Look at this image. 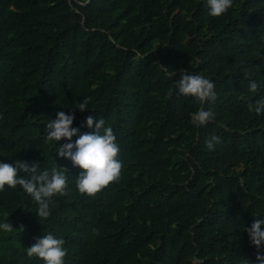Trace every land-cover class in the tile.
Returning <instances> with one entry per match:
<instances>
[{"label": "trees", "instance_id": "16d2710c", "mask_svg": "<svg viewBox=\"0 0 264 264\" xmlns=\"http://www.w3.org/2000/svg\"><path fill=\"white\" fill-rule=\"evenodd\" d=\"M209 13L207 0H0V162L67 168L69 181L41 220L19 185L0 191L13 225L0 264H45L26 249L47 234L64 239V264H259L246 229L264 219V114L249 109L264 98V0ZM185 72L213 82L216 101L169 97ZM200 109L214 120L193 125ZM60 111L81 134L94 115L117 138L122 178L95 197L57 153L69 141L46 139Z\"/></svg>", "mask_w": 264, "mask_h": 264}, {"label": "clouds", "instance_id": "9594fccd", "mask_svg": "<svg viewBox=\"0 0 264 264\" xmlns=\"http://www.w3.org/2000/svg\"><path fill=\"white\" fill-rule=\"evenodd\" d=\"M210 8V15L219 17L225 14L233 5V0H207ZM259 85L256 81H251L249 90L257 92ZM215 85L203 75H193L187 72L181 73V78L175 83L174 89H170L167 95L171 97L177 95L191 96L197 101L204 103L215 102L217 94ZM91 98L86 97L76 108L80 112L88 111ZM249 109L254 110L257 115L264 114V98L258 100L253 107L249 104ZM215 116L211 110L200 109L193 113L191 122L193 125L203 126L214 120ZM75 114H66L63 111L57 113L54 120H50L46 125L47 141L59 142L66 139L67 143L59 145L57 150L61 158L72 161L74 167L81 169L76 179V187L80 194L95 197L103 189L114 183H118L122 178L123 165L118 159L120 148L112 127H105L103 119L97 120L94 115L86 117V125L91 132L80 133L79 128H74ZM78 138L72 142V138ZM220 138L212 136L206 141L209 150L219 144ZM23 171L26 177L21 178L18 173ZM67 168L53 167L51 171L45 169L41 171L38 163L31 165L27 161L17 160L15 166L10 163L0 162V191L7 185L16 188L18 185L29 194L38 205L35 214L41 219L51 216L54 205L53 198L69 194V181ZM264 219H257L247 228L249 239L259 250L264 246ZM0 230L11 232L13 225L9 221L0 223ZM64 239H58L52 234L35 238V243L27 247L29 257H38L45 264H64L67 250L64 247ZM259 264H264V255L257 254Z\"/></svg>", "mask_w": 264, "mask_h": 264}]
</instances>
